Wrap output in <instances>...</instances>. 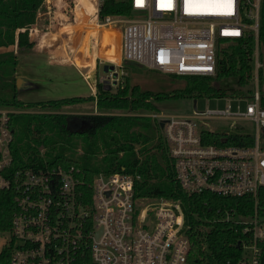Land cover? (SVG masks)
<instances>
[{
  "label": "built area",
  "instance_id": "2783aa9c",
  "mask_svg": "<svg viewBox=\"0 0 264 264\" xmlns=\"http://www.w3.org/2000/svg\"><path fill=\"white\" fill-rule=\"evenodd\" d=\"M263 0H129L131 14H100L94 46L115 58L95 56L113 67L100 82L124 84L127 62L178 76H213L223 41L255 37L254 81L245 112L195 110L193 114L148 112L164 122L163 136L176 177L190 194L249 200L251 212L232 206L221 218L235 233L232 256L219 264H264V108L261 106L259 32ZM94 25V24H93ZM99 31V32H98ZM112 54V53H111ZM103 64V65H104ZM31 111L0 105V189L10 190L15 211L8 230L10 264H192L186 206L172 198L138 196L141 175L97 172L91 180L75 164L15 166L12 115ZM209 119L250 120L253 144H226L234 132L203 125ZM218 138H210L214 133ZM246 200H244L245 202Z\"/></svg>",
  "mask_w": 264,
  "mask_h": 264
},
{
  "label": "trees",
  "instance_id": "16d2710c",
  "mask_svg": "<svg viewBox=\"0 0 264 264\" xmlns=\"http://www.w3.org/2000/svg\"><path fill=\"white\" fill-rule=\"evenodd\" d=\"M61 2H66V0H46V5L49 3L50 8H52L53 4L61 6ZM66 4L71 5V3ZM81 4L88 6L83 7L76 4L74 9L83 14L84 26H89L91 17L97 8V0H81ZM44 6L45 0H0V47L13 46L16 44V38H18V53L23 48L30 49L29 44L33 41L32 37L38 33H49L51 42L63 47L61 36L66 33L73 34V26L71 23L66 22L67 19L62 13H60L61 21L57 20L56 23V18L53 17L60 14L57 13V10L52 9L48 20L40 22L39 16L37 20H34L38 12L44 9ZM100 14L102 17L109 14L129 15L131 14L129 0H103ZM92 24H95V22ZM93 39V37L90 39V52L94 57L98 55L104 56L99 49L96 50L94 48L95 51L92 50L94 46ZM259 43L260 60L263 63L264 0L262 1ZM80 45L81 43L78 44V47H72L74 51L68 55L66 53H54L57 52L55 50L57 48L48 47L52 52V54L49 53V61L73 63L75 53ZM119 50L118 48L115 52H107L104 57H115L118 55ZM254 53L255 37L253 35L231 42L226 48L218 51L217 72L215 75L190 76L193 81H189L183 88L173 91L171 93L172 96L186 95L196 97L205 95L209 97H224L228 94L239 96L251 93L254 81ZM17 72L18 64L15 53L6 52L0 54V105L12 104L18 108L36 106L60 108L64 104L95 100L100 112L110 110L128 112L127 114L117 115L102 113L89 115L90 128L88 131H84L85 140L88 143L87 151L96 152L100 149L101 140L107 151L122 155H117L111 161L110 167L103 172L138 173L141 175L136 187L138 196L172 198L181 201L186 206L190 224L188 233L191 239L189 260L192 264H219L232 256V245L236 235L232 231L230 223L221 218L220 212L223 213L232 206H239L243 212L249 213L251 212L249 200L210 193L190 194L186 192L176 177L174 160L170 155L168 142L163 136V130L161 131V122L154 119L151 121L146 120L147 116L140 114H130V112L156 111L155 102L170 97L171 94L141 90L138 85L131 86L129 80H127L126 85L121 86L114 93L112 89L109 90L106 85L100 82L96 97L93 95L90 97L74 96L50 100L49 102L27 104L17 94V84L14 79ZM258 74L260 83L264 84V67L259 68ZM229 77L237 78L239 88H227L221 85V81ZM4 91L5 95L8 92L12 94L11 100L2 96ZM261 106L264 108V91H262ZM17 116L18 114L12 115V128L14 131V119ZM68 117L69 114L62 112H43L42 117L36 122L32 118L25 120L22 128L32 134L34 138L42 134L45 135V139L52 132H58L69 137L72 132L67 128ZM157 130H160V134H157ZM218 136V132H215L210 138H218ZM225 143L250 145L253 144V136L244 133H231L227 136ZM138 144H143L138 149L140 156L136 152ZM13 150L16 167L44 166L46 164L69 166L75 164L86 171V176L90 180L95 173L101 172L100 165L93 168L88 163H82L79 160L67 157L64 153L56 154L52 159H49L48 154H52L51 148L40 149L33 142L24 143L18 141L13 144ZM126 153H129L127 157L125 156ZM143 155H147V157L142 159L141 156L143 157ZM244 200L246 201L244 202ZM14 211L13 193L10 190L0 189V230L6 231L10 228ZM11 256L12 250L10 247L0 250V264H10Z\"/></svg>",
  "mask_w": 264,
  "mask_h": 264
},
{
  "label": "rangeland",
  "instance_id": "374dc122",
  "mask_svg": "<svg viewBox=\"0 0 264 264\" xmlns=\"http://www.w3.org/2000/svg\"><path fill=\"white\" fill-rule=\"evenodd\" d=\"M75 1L76 0H70L69 3H71V5H68L65 2H61V6L53 4L52 8H50V4L47 3L46 5L45 0V6L42 10L43 13H39V15H36V17L34 18V20H37L39 16V21L44 22L49 19L51 9L57 10L58 14L62 13L66 17L67 23L72 24L73 22L72 29H74V33H66L61 36V44L63 47H59L57 46V44L52 43L48 35L49 33H38L36 36H33V41L31 44H29L30 49L28 48L27 51H22L19 53V56L21 57L20 61L22 60L21 62L23 64H26L27 62H50L48 61V54H52V52L51 50H48V47L52 49H55L56 47L57 49L55 50L57 52L54 53H66L68 55L73 53L74 50L72 47H78V44L80 43L81 45L75 53L73 63H61L59 61H56L63 67L36 66L23 68V66L22 69L18 70L17 81L19 83L17 85V94L18 97L20 99H23L27 104L32 102H49L50 100L70 98L74 96L90 97L93 95L94 97H96V95L98 94V84L100 83L102 76L109 70H113V67L111 65L100 63V59L98 61L96 57L93 56V54L89 50L88 41V53L91 57V60L89 62L86 61V63L82 64L77 61L76 57L78 52L81 50L83 43L87 40V38H89V40L92 37L95 39L98 35L97 30H99L100 28L97 29V26H95V24H92L97 18L96 10L94 11L91 17V22L89 23V26H84L83 14H80V11L74 9V5L78 4L83 6V4ZM85 6L88 5L84 4L83 7ZM60 16L61 14L53 17L56 18V23L57 20L61 21ZM230 43L231 42L229 41H223L220 50L226 48ZM94 48L95 46H93L92 50L95 51L96 48ZM262 51H264V49ZM86 53L87 52L83 53V59H85ZM109 58L114 59L115 57L109 56ZM126 65L128 73L124 77L125 82L124 84H117L116 86H114L113 93L116 92V90H118V88H120L121 86H125L127 80H129V84L131 86L138 85L141 90H152L156 93L162 92L167 94H171L173 91L175 92L183 88L189 81H193V78L190 76H177L163 73L158 70L148 69L135 62H127V64L125 63V66ZM221 85L227 88H239L238 80L234 77L223 79L221 81ZM260 89L264 91L263 83L260 84ZM2 94V96L6 97L5 99L11 100V93L8 92L5 95L4 91L2 92ZM195 99H197V110L199 111L224 110L228 106H230L232 112H245L248 103L251 102L250 97H235L232 94H228L224 97H209L205 95H200L196 97L186 95L172 96L171 94L170 97H166L165 99L156 101V111L149 112H158L167 115L193 114L196 110V108L194 107ZM5 106L11 108L16 107L12 104H8ZM29 110L31 111L20 113L14 119L15 144L18 141L24 143L33 142L37 146H39L40 149L51 148L52 154H48L49 159H52L56 154L64 153V155L69 158L79 160L82 163H88L90 167L95 168L100 165L101 172L105 171L110 167L111 161L117 155H121H116L107 151L104 148V144L101 140L100 149H98L96 152L87 151L88 143L85 140L84 132H73L69 135V137L58 132H52L45 139V135L42 134L39 135L37 138H34L32 134L28 133L22 128V125L27 119L32 118L33 121H38L42 117L43 112H62L69 115H94L101 113L108 115H117L127 114L128 112H123L122 110H110L107 112H100V109L97 106L95 100L64 104L60 108H55L52 106H36L30 107ZM146 113L148 112H130V114H140L142 116H145ZM145 119L151 121L152 119H154V117L147 116ZM203 125H205L207 128L216 129L219 131H227L234 133L247 132L251 134L256 133L255 124L250 120L234 121L231 119H209L205 120V122H203ZM162 130L163 129L161 128V131ZM157 134H160V130H157ZM261 143L264 146V130H262L261 132ZM142 146L143 144H138L136 147V152L139 156L140 152L138 149ZM128 155L129 153H126L125 156L127 157ZM146 157L147 155H143V157L141 156L142 159H145ZM6 242L7 239L0 235V250L4 249Z\"/></svg>",
  "mask_w": 264,
  "mask_h": 264
},
{
  "label": "crops",
  "instance_id": "0c3cea01",
  "mask_svg": "<svg viewBox=\"0 0 264 264\" xmlns=\"http://www.w3.org/2000/svg\"><path fill=\"white\" fill-rule=\"evenodd\" d=\"M76 1L81 3V0H76ZM94 1H96V0H94ZM69 2H70V0H66L65 3H69ZM41 12L42 11L38 12V14ZM72 24H73V22H72ZM85 39H86V37H85ZM87 41H88V46H89V50H90V40H89V38H87V40L83 43V46H82L81 50L78 52L77 57H76L77 61L81 64L86 63V61L89 62L91 60V57L89 56V53H88ZM27 50L28 49L23 48L19 51V53L22 51H27ZM6 52H14L15 53L17 64H18V70L22 69L23 66H24L23 68H25V67H36V66H49V67L61 66V67H63L61 64L54 62V61H52V62H27L26 64L25 63L23 64L21 62L22 60L20 61L21 57L19 56V53H18V38H16V44L15 45L10 46V47H0V54L6 53ZM84 52H87L85 59H83V57H84L83 53ZM106 57H109V56H106ZM48 61H49V54H48ZM14 79H16V84L18 85L19 82L17 81V73L15 74Z\"/></svg>",
  "mask_w": 264,
  "mask_h": 264
},
{
  "label": "flooded vegetation",
  "instance_id": "af4514ba",
  "mask_svg": "<svg viewBox=\"0 0 264 264\" xmlns=\"http://www.w3.org/2000/svg\"><path fill=\"white\" fill-rule=\"evenodd\" d=\"M112 90L114 88H111ZM89 115H73L70 114L67 119V128L70 132H84L88 131L90 128V118Z\"/></svg>",
  "mask_w": 264,
  "mask_h": 264
},
{
  "label": "water",
  "instance_id": "95a60500",
  "mask_svg": "<svg viewBox=\"0 0 264 264\" xmlns=\"http://www.w3.org/2000/svg\"><path fill=\"white\" fill-rule=\"evenodd\" d=\"M106 88H108L109 90L111 89V85L110 84H106ZM194 107L197 110V99L194 100ZM164 126V122L161 123V127Z\"/></svg>",
  "mask_w": 264,
  "mask_h": 264
},
{
  "label": "snow or ice",
  "instance_id": "6c2138e0",
  "mask_svg": "<svg viewBox=\"0 0 264 264\" xmlns=\"http://www.w3.org/2000/svg\"><path fill=\"white\" fill-rule=\"evenodd\" d=\"M229 7L231 6V3H230V0H229V5H228Z\"/></svg>",
  "mask_w": 264,
  "mask_h": 264
}]
</instances>
